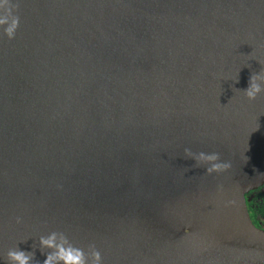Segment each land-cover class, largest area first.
Wrapping results in <instances>:
<instances>
[{
    "label": "water",
    "instance_id": "95a60500",
    "mask_svg": "<svg viewBox=\"0 0 264 264\" xmlns=\"http://www.w3.org/2000/svg\"><path fill=\"white\" fill-rule=\"evenodd\" d=\"M17 2L0 40V264L17 246L42 264L51 231L105 264H264L247 199L264 186V94L242 91L264 68V2ZM185 148L232 167L209 175Z\"/></svg>",
    "mask_w": 264,
    "mask_h": 264
},
{
    "label": "clouds",
    "instance_id": "9594fccd",
    "mask_svg": "<svg viewBox=\"0 0 264 264\" xmlns=\"http://www.w3.org/2000/svg\"><path fill=\"white\" fill-rule=\"evenodd\" d=\"M20 24L21 16L17 0H0V40L4 37L14 40ZM258 61L264 65V61ZM235 81L238 82V76ZM242 91L249 100H256L258 96L264 94V68L250 76L248 87ZM185 153L198 164L205 165L209 175L225 172L232 167L231 162L221 160L219 152H193L191 148H185ZM19 219L17 218L18 222ZM39 247L41 252L46 254L42 264H105L104 255L96 243L89 244L85 251L63 231H51L40 235ZM6 257L8 264H41L35 259V251L21 250L18 246L10 248Z\"/></svg>",
    "mask_w": 264,
    "mask_h": 264
},
{
    "label": "flooded vegetation",
    "instance_id": "af4514ba",
    "mask_svg": "<svg viewBox=\"0 0 264 264\" xmlns=\"http://www.w3.org/2000/svg\"><path fill=\"white\" fill-rule=\"evenodd\" d=\"M247 199L248 203L251 202L250 207L252 210L254 209L253 207H255L253 202L264 204V186L249 192L247 194ZM256 212L257 213L253 211V214L251 213L252 218L257 226L264 228V212L259 209Z\"/></svg>",
    "mask_w": 264,
    "mask_h": 264
},
{
    "label": "trees",
    "instance_id": "16d2710c",
    "mask_svg": "<svg viewBox=\"0 0 264 264\" xmlns=\"http://www.w3.org/2000/svg\"><path fill=\"white\" fill-rule=\"evenodd\" d=\"M253 203L255 204V207H253V208H254L253 210H252V208L250 207L251 202L248 203L249 208H250V211H251L252 214H253V211H254L255 213H257L256 211H257L258 209L264 212V204H261V203H258V202H253Z\"/></svg>",
    "mask_w": 264,
    "mask_h": 264
}]
</instances>
